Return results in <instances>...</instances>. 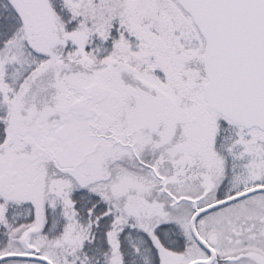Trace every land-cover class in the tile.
<instances>
[{"label": "snow or ice", "instance_id": "6c2138e0", "mask_svg": "<svg viewBox=\"0 0 264 264\" xmlns=\"http://www.w3.org/2000/svg\"><path fill=\"white\" fill-rule=\"evenodd\" d=\"M0 264H264V0H0Z\"/></svg>", "mask_w": 264, "mask_h": 264}]
</instances>
